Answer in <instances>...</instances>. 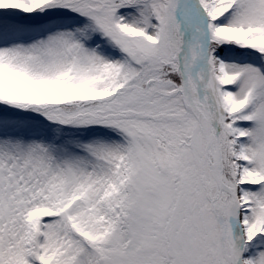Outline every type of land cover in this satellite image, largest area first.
<instances>
[{"label":"snow or ice","instance_id":"1","mask_svg":"<svg viewBox=\"0 0 264 264\" xmlns=\"http://www.w3.org/2000/svg\"><path fill=\"white\" fill-rule=\"evenodd\" d=\"M0 264H264V0H0Z\"/></svg>","mask_w":264,"mask_h":264}]
</instances>
